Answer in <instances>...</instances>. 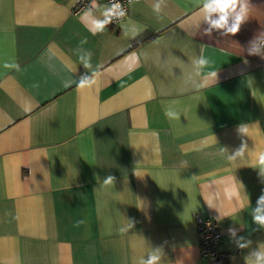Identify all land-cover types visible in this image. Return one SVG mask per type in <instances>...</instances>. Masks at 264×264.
<instances>
[{
  "label": "crops",
  "instance_id": "0c3cea01",
  "mask_svg": "<svg viewBox=\"0 0 264 264\" xmlns=\"http://www.w3.org/2000/svg\"><path fill=\"white\" fill-rule=\"evenodd\" d=\"M78 1L0 0V264H220L196 214L246 264L264 244V0L235 34L203 0H139L94 32L105 7Z\"/></svg>",
  "mask_w": 264,
  "mask_h": 264
},
{
  "label": "clouds",
  "instance_id": "9594fccd",
  "mask_svg": "<svg viewBox=\"0 0 264 264\" xmlns=\"http://www.w3.org/2000/svg\"><path fill=\"white\" fill-rule=\"evenodd\" d=\"M132 0H129L131 3ZM239 7V11L237 8ZM246 9H247V0H203V7L199 8V11L205 13L204 22H206L212 29L227 30L229 33L235 34L238 32L241 23L246 19ZM160 4L157 3L154 6V11L159 12ZM105 19L100 20L96 19L93 23V31L100 32L103 31L104 27L111 22V17H121L125 15L124 10L122 9L121 4L118 2L113 4L109 9L104 13ZM216 18H213V16ZM135 35V32H133ZM80 56L81 61L84 63L85 67H89V60L91 58V52L84 51ZM196 65H205L208 64V60L201 55L198 59L195 60ZM210 75L215 76L216 73H211ZM89 79L83 78L79 82L78 86L83 87L89 83ZM70 86V84H69ZM258 163L264 165V153L259 154ZM261 173H264V169L260 170ZM109 180L112 177H108ZM238 193L233 192V195ZM252 218L253 221L261 227H264V195H261L257 200V206L252 209ZM229 235L231 236L236 232L235 228H229ZM244 241V243H240ZM237 247L244 248L251 244V241L246 240L244 237H237L235 240ZM255 257L254 262L252 257ZM160 256L157 254H149L148 258L142 261V264H157L160 260ZM246 264H264V244L258 245L256 249H253L249 252L248 257L246 258Z\"/></svg>",
  "mask_w": 264,
  "mask_h": 264
},
{
  "label": "built area",
  "instance_id": "2783aa9c",
  "mask_svg": "<svg viewBox=\"0 0 264 264\" xmlns=\"http://www.w3.org/2000/svg\"><path fill=\"white\" fill-rule=\"evenodd\" d=\"M137 1L139 0H132L129 3V0H118L125 15L121 17L112 16L108 25L115 27L123 23L129 16L131 5ZM115 3H117V0H79L72 13L79 15L85 11H94L97 4H102L107 10ZM259 46L264 48V42H261ZM194 223L197 229L202 258L219 262L220 264H227L231 255L228 250L223 249V238L219 222L196 214L194 215Z\"/></svg>",
  "mask_w": 264,
  "mask_h": 264
}]
</instances>
